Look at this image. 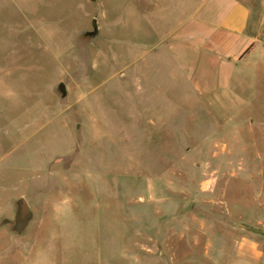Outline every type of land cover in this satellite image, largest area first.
Listing matches in <instances>:
<instances>
[{"label":"rangeland","instance_id":"rangeland-1","mask_svg":"<svg viewBox=\"0 0 264 264\" xmlns=\"http://www.w3.org/2000/svg\"><path fill=\"white\" fill-rule=\"evenodd\" d=\"M215 1L0 14V222L21 195L46 207L21 234L1 226L0 264H264V0H245L255 41L164 32Z\"/></svg>","mask_w":264,"mask_h":264},{"label":"crops","instance_id":"crops-1","mask_svg":"<svg viewBox=\"0 0 264 264\" xmlns=\"http://www.w3.org/2000/svg\"><path fill=\"white\" fill-rule=\"evenodd\" d=\"M195 1L196 0H153V8H155L156 15L161 17L167 10V4H169L170 9L171 6H173L172 12L173 14H176L178 11L183 12L185 10L189 11L194 9L196 4ZM12 7L22 9L23 6L16 3L15 0H0V14L7 17V19L14 16L13 12L10 11ZM26 9H31V12L28 13L30 16H39L32 7H28L27 5ZM177 15L179 16L180 13ZM251 16V8L245 0H216L210 9L205 11L203 20L197 24L199 27L195 30L189 29V31H187L188 29L183 30L181 28L174 27L172 30L165 29L164 32L168 37L173 36L172 41L174 43H177V41L180 43H201L202 46L211 43L213 49H217L224 44L230 43V46H232L231 43H233L232 39L234 36L245 37L246 39H250V41H255L256 34L253 32L252 34H248L250 33V29L248 30V27L250 26ZM14 20L15 19H8L6 24L15 28L16 26H14L13 23ZM29 24L33 27L36 26L34 20H29ZM167 46L170 47L169 45ZM228 55L229 54H227V56ZM16 199L17 201L23 199L26 203L28 212L31 214V219L26 224L25 230L28 228L30 223L34 222L35 218L36 220H42L43 214L46 213L44 203L40 200L29 199L24 195L18 196ZM15 205L17 208V202H15L14 206ZM16 208L14 209L15 212L12 211L14 212L13 217H15ZM10 209L12 210L13 207ZM5 214H8V212ZM13 217H9L10 220L13 219ZM10 220L9 222H5L3 218L2 222H0V229L1 226L5 225L8 227L9 232L16 233L12 229L13 222ZM9 226H11V228H9Z\"/></svg>","mask_w":264,"mask_h":264},{"label":"water","instance_id":"water-1","mask_svg":"<svg viewBox=\"0 0 264 264\" xmlns=\"http://www.w3.org/2000/svg\"><path fill=\"white\" fill-rule=\"evenodd\" d=\"M56 91L59 92V96L61 98H63L65 95H66V90L64 88V85H58L56 88H55ZM17 205H20L22 206L23 210H24V215L23 217L18 221L16 222L12 229L18 233V234H21L24 232L25 230V226L26 224L28 223V221L31 219V214L28 212V209L26 207V203L23 199H20L17 201ZM6 222V221H5Z\"/></svg>","mask_w":264,"mask_h":264},{"label":"flooded vegetation","instance_id":"flooded-vegetation-1","mask_svg":"<svg viewBox=\"0 0 264 264\" xmlns=\"http://www.w3.org/2000/svg\"><path fill=\"white\" fill-rule=\"evenodd\" d=\"M24 215V210L22 208V206L18 205L16 208V213H15V217H14V222H18Z\"/></svg>","mask_w":264,"mask_h":264}]
</instances>
